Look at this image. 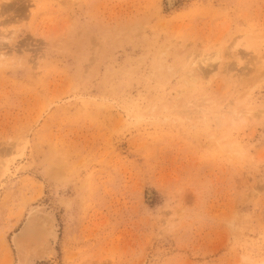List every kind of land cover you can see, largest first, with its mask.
<instances>
[{
    "label": "rangeland",
    "instance_id": "374dc122",
    "mask_svg": "<svg viewBox=\"0 0 264 264\" xmlns=\"http://www.w3.org/2000/svg\"><path fill=\"white\" fill-rule=\"evenodd\" d=\"M33 210L53 247L17 255ZM24 263L264 264V0H0V264Z\"/></svg>",
    "mask_w": 264,
    "mask_h": 264
},
{
    "label": "bare ground",
    "instance_id": "6f19581e",
    "mask_svg": "<svg viewBox=\"0 0 264 264\" xmlns=\"http://www.w3.org/2000/svg\"><path fill=\"white\" fill-rule=\"evenodd\" d=\"M27 217L20 230L11 237L12 242L17 255L29 253L38 257L37 255L48 252L53 247L55 226L51 218L39 211H31ZM21 260L25 262V259Z\"/></svg>",
    "mask_w": 264,
    "mask_h": 264
}]
</instances>
